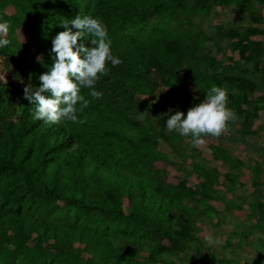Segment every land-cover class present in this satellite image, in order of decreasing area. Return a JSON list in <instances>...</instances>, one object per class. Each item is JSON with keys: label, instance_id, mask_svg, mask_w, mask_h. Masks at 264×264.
Masks as SVG:
<instances>
[{"label": "trees", "instance_id": "trees-1", "mask_svg": "<svg viewBox=\"0 0 264 264\" xmlns=\"http://www.w3.org/2000/svg\"><path fill=\"white\" fill-rule=\"evenodd\" d=\"M9 9L41 59L15 40L0 49L9 77L0 80V264H264V181L249 191L228 175L219 183L195 165L185 169L220 188L221 201L246 211L242 219L229 206L205 205L186 179L170 188L155 165L177 166L153 140L188 148L189 137L164 130L165 113L186 115L212 86L225 88L236 120L206 141L258 152L264 178L257 117L250 106L240 113L254 93L264 98V50L235 38L264 37V0H0L11 35ZM79 14L104 22L122 63L97 82L102 97L82 90L90 103L77 122L48 125L33 118L25 88L40 86L60 24Z\"/></svg>", "mask_w": 264, "mask_h": 264}, {"label": "clouds", "instance_id": "clouds-1", "mask_svg": "<svg viewBox=\"0 0 264 264\" xmlns=\"http://www.w3.org/2000/svg\"><path fill=\"white\" fill-rule=\"evenodd\" d=\"M64 30L52 40L51 53L54 57L49 70L39 77L40 86L26 87L25 99L30 102L33 118L48 125L64 121L77 122L78 113L88 107L90 101L81 94L83 89L90 90V96L100 98L96 90L97 82L110 70L122 63L113 54L107 26L99 17L77 15L65 19L60 26ZM75 29L76 31H73ZM10 30L8 21L0 20V49L10 46L7 38ZM91 40V48L85 41ZM228 92L225 88L212 86L203 102L182 111L169 109L165 115L167 132L181 137H189L194 148L204 146L206 137H219L228 129L229 123L236 120V114L229 106ZM212 243L213 238L207 237ZM217 245L222 240L215 239Z\"/></svg>", "mask_w": 264, "mask_h": 264}, {"label": "rangeland", "instance_id": "rangeland-1", "mask_svg": "<svg viewBox=\"0 0 264 264\" xmlns=\"http://www.w3.org/2000/svg\"><path fill=\"white\" fill-rule=\"evenodd\" d=\"M8 14L12 16L14 26L13 32L11 35H7V38L12 42L16 41L20 44L31 46L28 49V53L31 56L41 59V51L39 50L40 45L33 44L31 40L28 39V36L23 32L22 28L18 26L15 13L9 9ZM262 19H264V9ZM235 38L241 43H245V39L250 38L251 40L258 41L256 50H264V37L249 36L247 31L239 32ZM18 52V55L23 56V53L18 49H14ZM238 61V57H235ZM9 79L7 73L3 70L2 60L0 59V80L7 81ZM247 90H250L249 85H245ZM206 95L202 96L203 100ZM250 106V114L255 115L257 120L252 126V132L254 137L260 138L261 141H264V98L257 93L253 94L251 99H248V103L244 105L240 113H244L247 110V107ZM155 140L159 146L168 153V160L174 162L177 168L172 166L165 165L164 163H157L155 166L160 170L164 175L168 177V186L172 189L176 188L181 178L186 179V185L192 192H195L197 197L208 206H212L218 210L227 209L228 206L231 209H234L236 215H240L242 219L248 218L246 211H236L229 203V198L221 201L216 194V190H220L218 187H214L210 183L205 182L198 175H187L184 171L190 166L195 165L200 170H204L208 173L213 174L217 177L219 183L222 182L225 177L230 176L232 182L237 186H242L243 188L251 191L252 185L255 182L264 181L263 176L258 177V168L261 163V158H259V153L254 152V154H248L245 152L242 147L233 146L230 143H227L225 152H222L217 148L216 143L206 141L204 146L194 148L190 145L188 148H181L174 145L173 143L165 140L162 137H156ZM235 147V148H234ZM227 163V164H225ZM238 173L236 176L232 172ZM118 217L115 218V221H118ZM224 228V227H223ZM200 237L206 238L209 233L205 228L198 230ZM227 238H222V243L227 242ZM159 250V247L156 251Z\"/></svg>", "mask_w": 264, "mask_h": 264}]
</instances>
